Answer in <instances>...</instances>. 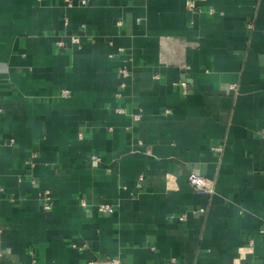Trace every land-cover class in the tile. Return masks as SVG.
I'll use <instances>...</instances> for the list:
<instances>
[{
    "label": "crops",
    "instance_id": "1",
    "mask_svg": "<svg viewBox=\"0 0 264 264\" xmlns=\"http://www.w3.org/2000/svg\"><path fill=\"white\" fill-rule=\"evenodd\" d=\"M0 194L2 264H264V0H0Z\"/></svg>",
    "mask_w": 264,
    "mask_h": 264
},
{
    "label": "built area",
    "instance_id": "2",
    "mask_svg": "<svg viewBox=\"0 0 264 264\" xmlns=\"http://www.w3.org/2000/svg\"><path fill=\"white\" fill-rule=\"evenodd\" d=\"M192 5V4H190ZM119 24H122L121 22ZM74 41L75 42H80L81 39L80 37L78 36H74L73 37ZM61 44L62 41L60 42ZM120 72L124 78V81L122 82V88H124L126 86V80L127 77L130 76V71L125 68V67H122L120 69ZM180 84L183 86L184 90H185V93L188 92V84L186 81H182L180 82ZM70 91L69 90H64L63 91V94L64 95H67ZM122 95V91L118 92V97H120ZM141 117H142V114L141 113H137V114H134V120L136 121H139L141 120ZM217 149H221L220 147H216ZM37 156V153L34 152L33 153V157H36ZM93 159L95 161H98L100 159L99 156H93ZM190 183L192 184V186L200 191V192H203V193H213L215 192V188L214 186L209 183V181L202 175H199V174H191L190 177ZM1 195V194H0ZM44 208L49 210L52 208V202H53V198L51 196V194L49 192H45L44 194ZM98 210H100L101 212H114L115 208L111 205V204H106V203H102L98 206ZM3 233H4V228H3V225L0 221V264H2V261H3ZM86 264H122V260L121 258L119 257H109V258H105V259H99V258H95V259H91V260H88L86 262Z\"/></svg>",
    "mask_w": 264,
    "mask_h": 264
}]
</instances>
